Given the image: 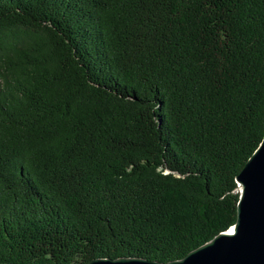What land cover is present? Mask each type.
Wrapping results in <instances>:
<instances>
[{
	"label": "trees",
	"instance_id": "obj_1",
	"mask_svg": "<svg viewBox=\"0 0 264 264\" xmlns=\"http://www.w3.org/2000/svg\"><path fill=\"white\" fill-rule=\"evenodd\" d=\"M263 136L264 0H0V262L182 258Z\"/></svg>",
	"mask_w": 264,
	"mask_h": 264
},
{
	"label": "water",
	"instance_id": "obj_2",
	"mask_svg": "<svg viewBox=\"0 0 264 264\" xmlns=\"http://www.w3.org/2000/svg\"><path fill=\"white\" fill-rule=\"evenodd\" d=\"M236 181V222L184 257L167 262L141 256L95 257L89 264H264V136Z\"/></svg>",
	"mask_w": 264,
	"mask_h": 264
}]
</instances>
